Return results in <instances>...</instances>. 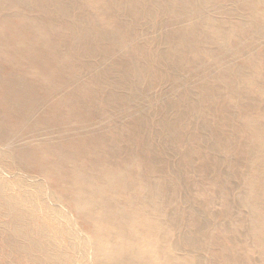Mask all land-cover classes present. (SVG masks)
Listing matches in <instances>:
<instances>
[{"label": "bare ground", "instance_id": "obj_1", "mask_svg": "<svg viewBox=\"0 0 264 264\" xmlns=\"http://www.w3.org/2000/svg\"><path fill=\"white\" fill-rule=\"evenodd\" d=\"M0 264H264V0H0Z\"/></svg>", "mask_w": 264, "mask_h": 264}]
</instances>
